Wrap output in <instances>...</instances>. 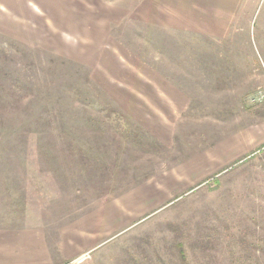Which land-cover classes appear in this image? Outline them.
Returning a JSON list of instances; mask_svg holds the SVG:
<instances>
[{"label": "rangeland", "instance_id": "374dc122", "mask_svg": "<svg viewBox=\"0 0 264 264\" xmlns=\"http://www.w3.org/2000/svg\"><path fill=\"white\" fill-rule=\"evenodd\" d=\"M35 2L0 0V214L73 235L61 264H264V0L234 50L204 56L220 70L200 72L169 71L178 56L164 48L179 40L108 22L118 9ZM178 73L191 95L214 97H192V125L164 147L130 114L134 98H156L149 74ZM220 105L225 130L210 123ZM244 127L250 151L232 165L186 191L164 179L195 157L214 161ZM159 189L171 197L150 198Z\"/></svg>", "mask_w": 264, "mask_h": 264}, {"label": "crops", "instance_id": "0c3cea01", "mask_svg": "<svg viewBox=\"0 0 264 264\" xmlns=\"http://www.w3.org/2000/svg\"><path fill=\"white\" fill-rule=\"evenodd\" d=\"M41 1L47 3H41ZM255 1L36 0L35 5L81 6L87 9L96 7L100 8L101 13L104 14L108 12L107 9H118L114 14V20H107L108 22L119 24L126 21L124 18L129 17L132 23L140 25L141 30L146 32L147 36L162 41L164 45L168 44L169 40H179L180 43H175L174 50H168L172 47L170 45L164 48L167 51L164 54L172 52L178 56L179 62L171 63L172 67L169 71L194 70L200 72L220 70V66L216 65L215 61L205 62L208 59L204 56L212 57L220 53L217 47L221 45L223 49L226 47L235 49L228 45L233 40L244 39L245 29L249 28L251 9ZM173 65L179 66L174 67ZM123 67L129 70L134 69L128 64ZM221 70L227 71L226 68H221ZM182 75L178 73V83L172 81L171 78L169 80L165 75L155 79L149 74L146 82L152 86L156 98H150V96L134 98V115L130 114V116L134 119L136 129L159 140L164 147L170 145L180 135L181 130H186L189 125H192L189 120L185 121V114L191 107V98L201 101L214 97L212 92L210 94L197 92L191 95L180 83V80H184ZM120 86L126 87V84L121 82ZM222 108L219 115L213 116L218 121L215 119L210 122L212 126L219 127L218 130H225L229 125V123L226 125L224 121H219L221 118L219 116L222 114L223 117L227 111L226 106ZM237 116L245 117L241 107L237 111ZM243 129L241 133L235 132L230 138L220 141L223 151L222 154H216L217 158L221 155L219 160L215 158L211 161L204 158L205 161H200L202 158L195 157L185 163H180L179 166L182 169L176 171L175 174L163 172L164 179L167 180V177L171 178L175 175L173 177L175 186L178 187L177 190L186 191L189 189L187 188L188 183H203L208 176H214L219 171L218 167L225 169L232 165L236 159L242 158L245 152L250 151V134L248 132L245 136V127ZM138 132L140 131H137L135 135H138ZM223 133L225 132L221 134ZM171 179L168 180L172 181ZM166 191V189H159L160 195L152 194L150 198L169 199L171 195H165ZM25 219V217H10L9 209H6L2 215L0 214V264H61L60 261L75 256L73 235L60 231L56 224H45L42 220L38 221L34 218L26 222Z\"/></svg>", "mask_w": 264, "mask_h": 264}]
</instances>
